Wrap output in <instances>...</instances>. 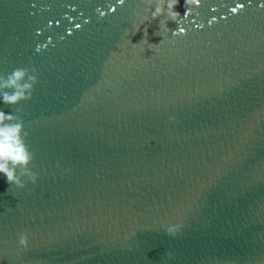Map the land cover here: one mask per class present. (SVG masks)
I'll list each match as a JSON object with an SVG mask.
<instances>
[{"label": "water", "instance_id": "water-1", "mask_svg": "<svg viewBox=\"0 0 264 264\" xmlns=\"http://www.w3.org/2000/svg\"><path fill=\"white\" fill-rule=\"evenodd\" d=\"M191 8L164 39L163 16L130 31L144 0H0V72L40 81L17 112L39 178L0 175V264H264V6Z\"/></svg>", "mask_w": 264, "mask_h": 264}, {"label": "clouds", "instance_id": "clouds-1", "mask_svg": "<svg viewBox=\"0 0 264 264\" xmlns=\"http://www.w3.org/2000/svg\"><path fill=\"white\" fill-rule=\"evenodd\" d=\"M124 2V0H121ZM145 13L140 15L137 22L133 23V33L140 30L142 24L146 21L149 23L159 17H164L160 21L159 31L155 35H163L164 39L171 33L175 35L177 29H172L168 25L169 20L179 23L181 19L189 13L193 5H199V0H184V8L186 12L183 16L177 11V6L180 0H144ZM264 5V0H262ZM180 32V28H179ZM145 39L142 40L147 43V27L144 29ZM63 37H61L62 39ZM51 39V37H49ZM164 39L160 43L164 42ZM149 47L156 45L149 44ZM43 45H37V51ZM38 69L33 66L16 67L8 73L0 72V104L11 106L15 111H5L0 107V175L6 178L9 185H15L19 188L26 187L28 182L36 183L39 174L30 166L35 158L30 145L27 142L29 132L25 127V120L22 116L17 115V112H22L23 108L20 106L22 101L30 100L35 92L36 85L40 82L38 76ZM169 119L174 120L171 116ZM71 169L66 168L65 172ZM166 233L169 236L175 237L182 230V223H168L166 226ZM29 236L26 232L19 234L18 246L27 249L29 247ZM168 257H173V253L169 251ZM3 255H0V260H3Z\"/></svg>", "mask_w": 264, "mask_h": 264}, {"label": "snow or ice", "instance_id": "snow-or-ice-1", "mask_svg": "<svg viewBox=\"0 0 264 264\" xmlns=\"http://www.w3.org/2000/svg\"><path fill=\"white\" fill-rule=\"evenodd\" d=\"M116 2L119 3V4H121V5L124 3V2H121V0H116ZM200 2H201V0H199V4H200ZM245 6H246V5H245L244 3H239V4L235 5V6H233V7L231 8V11H232L233 13H237V12H239L241 9H243ZM262 6H264V5H262ZM111 10H112V11H115V8H111ZM101 15H103V13H101ZM212 19L215 20L216 17L213 16ZM209 23H211V21H209ZM79 26H80V25H77V27H79ZM180 32H181V33L185 32V28L181 27V28H180Z\"/></svg>", "mask_w": 264, "mask_h": 264}]
</instances>
